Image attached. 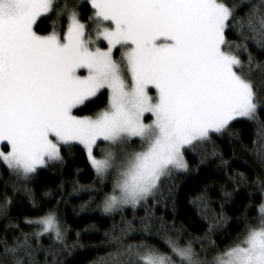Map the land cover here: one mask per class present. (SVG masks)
<instances>
[{
  "label": "snow or ice",
  "instance_id": "1",
  "mask_svg": "<svg viewBox=\"0 0 264 264\" xmlns=\"http://www.w3.org/2000/svg\"><path fill=\"white\" fill-rule=\"evenodd\" d=\"M89 4L86 25L78 2L0 0V163L14 178L12 192H23L35 206L28 182L40 169L62 166V149L79 144L96 181L110 186L92 189L99 199L81 204L79 211L94 206L107 217L119 214L123 225L119 233L103 234L106 254L88 264H264V177L259 176L254 182L262 200L258 217L245 219L243 231L225 247L212 236L227 224L224 203L233 192L223 191L216 212L207 188L192 201L206 222L201 237L182 242L172 225L174 238L164 241L167 252L148 242L153 229H169L156 210L168 203L174 208L171 182L190 171L189 154L200 164L228 165L215 141L236 135L234 121L260 125L252 145L244 147L264 167V122L259 121L264 92L253 79L257 72L264 76V61L249 49L251 44L264 54V0ZM42 18L52 21L48 34L36 30ZM61 18L66 28L58 30ZM229 33L238 39H229ZM102 98L106 103L94 115L78 114ZM233 183L235 191L247 180L237 173ZM11 203L5 193L0 216L7 217ZM139 212L143 217L136 227L125 213L136 220ZM24 222L34 231H21L11 242L0 239V264H64L60 253L85 248L79 232L67 242V228L55 210ZM45 236L54 251L43 247Z\"/></svg>",
  "mask_w": 264,
  "mask_h": 264
},
{
  "label": "trees",
  "instance_id": "2",
  "mask_svg": "<svg viewBox=\"0 0 264 264\" xmlns=\"http://www.w3.org/2000/svg\"><path fill=\"white\" fill-rule=\"evenodd\" d=\"M69 2L79 3L80 16L87 25L88 17L92 14L89 0H69ZM235 2L239 3L240 0ZM244 11L246 9L241 10V15ZM56 27L58 30L66 28V18L57 21ZM36 30L40 34H48L52 30L51 19L42 18V22H37ZM229 39L238 38L229 33ZM249 49L258 61H264V54H261L258 49L251 44ZM240 57L245 61L247 59L243 52L240 53ZM253 79L257 89L264 92V76L257 72ZM105 103L106 98H102L98 103L93 102L90 106H83L77 110L78 114L92 116L97 108ZM259 121L264 122V111L260 112ZM233 123L235 125L233 132L236 135L222 136L215 141L217 150L228 161L227 166H218L217 162L200 164L198 156L189 154L190 171L178 175L171 182L175 184L172 194L174 208L173 203H168L166 208L161 204L156 210V216L162 217L169 229L167 231L153 229L154 235L148 239L149 243L156 245L161 251L167 252L164 241L169 237L174 238L172 225L175 226V230L181 231L182 242L203 235L206 222L201 219L192 201L205 188L212 201L209 207L216 212H219V203L223 202V191L233 192L231 199L224 203V214L228 217L227 224L220 227L212 236L220 248L231 243L232 238L243 231L245 219L249 222L257 219L258 207L262 200L258 190L259 185L254 182L258 176L264 177V167L260 166L251 151H246L244 146L252 145L260 125L245 119H239ZM62 155L65 161L62 166L40 169L38 174L28 182L36 200L35 206L23 192H12L11 185L15 182L14 178L9 175V170L4 164L0 163V200H3L5 193L12 198L7 217L0 216V239L7 238L11 242L12 238L19 236L21 231L33 232L34 227L26 225L25 219H36L50 210H55L62 224L67 228V242L71 244L75 241L76 233L79 232L80 242L85 245L83 250L77 249L71 255L60 253L64 264H88L97 256L106 254L102 247L103 234L113 229L119 233L123 225L119 214L114 218L107 217L94 206L84 212L79 211L81 204L99 199V196L92 195V189L102 187L110 190V186L100 185L96 181L87 154L81 147L73 146L71 151L65 147L62 149ZM222 167L227 171H223ZM237 173L244 174L247 183L238 184L237 190L234 191L233 181ZM168 186H165L166 194ZM74 187L81 190L74 193ZM125 217L139 227L136 221L143 217V212L138 213L136 220H133L130 213H125ZM9 224L18 225L19 229L8 227ZM85 229L89 230L85 231ZM133 236L138 237L139 233H134ZM133 242H138V239ZM41 243L45 249L55 250L53 241H50L47 236L41 238ZM193 247L200 251L199 243H194ZM38 258H42V253Z\"/></svg>",
  "mask_w": 264,
  "mask_h": 264
},
{
  "label": "rangeland",
  "instance_id": "3",
  "mask_svg": "<svg viewBox=\"0 0 264 264\" xmlns=\"http://www.w3.org/2000/svg\"><path fill=\"white\" fill-rule=\"evenodd\" d=\"M103 106H104V105H103ZM103 106L98 107L97 110H96V112H97L101 107H103ZM82 107H83V106H82ZM96 112H95V113H96ZM82 116H90V115H82ZM240 119H244V118H240ZM98 143H99V142H98ZM73 146H79V147H81V148L84 150V148H83L82 145L74 144ZM73 146H72V147H73ZM100 147H104V145H100ZM64 148H65V147H64ZM84 151H85V150H84ZM96 152H97V154H96ZM85 153H86V151H85ZM94 154L97 155V156L99 155V148L94 149Z\"/></svg>",
  "mask_w": 264,
  "mask_h": 264
}]
</instances>
